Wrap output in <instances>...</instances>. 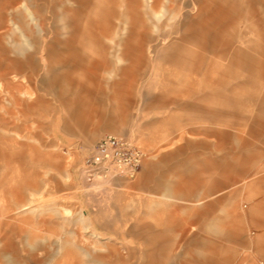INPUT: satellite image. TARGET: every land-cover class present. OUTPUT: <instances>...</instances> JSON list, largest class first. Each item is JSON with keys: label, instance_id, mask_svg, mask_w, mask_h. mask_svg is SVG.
I'll return each mask as SVG.
<instances>
[{"label": "rangeland", "instance_id": "374dc122", "mask_svg": "<svg viewBox=\"0 0 264 264\" xmlns=\"http://www.w3.org/2000/svg\"><path fill=\"white\" fill-rule=\"evenodd\" d=\"M50 1L17 0L0 28V264H264V0H178L168 23L160 7L142 56L138 23L104 52L93 2ZM108 133L146 150L136 178L84 174Z\"/></svg>", "mask_w": 264, "mask_h": 264}, {"label": "crops", "instance_id": "0c3cea01", "mask_svg": "<svg viewBox=\"0 0 264 264\" xmlns=\"http://www.w3.org/2000/svg\"><path fill=\"white\" fill-rule=\"evenodd\" d=\"M16 1L17 0H7V6H4V9L0 10V28L6 25L7 20L11 21L14 24L15 28L18 27L17 20L18 18L21 17V13L18 12L14 7V4L16 3ZM60 1L61 0H51L50 1L53 14L56 16H58L59 14L57 5ZM75 1L78 4L77 8L75 9L76 11L83 10L87 5H89L90 2H93V7L91 8V11L94 15V20H95L94 22H96V28H95L96 31H94L96 34L92 32L91 34V36L93 37L92 41L94 44H99L100 47L104 50V52L107 50L109 45L104 44V42L99 39V36H106L107 34L110 36L113 32L118 33L119 30L130 31L132 29V25H134L135 23H138L140 27L136 34L137 41L135 45L141 56H142L143 49L145 46V41L147 37V29L150 27L148 23H149V19L151 20V15L154 14L158 16V11L160 7L161 8L164 7L166 13H168V17L166 19L168 23L169 21H171V19L175 17L176 12H177L176 4L178 3V0H121V1L120 0H75ZM165 1H167V3ZM64 8H65V11H70V8L68 7H64ZM5 9L6 10L10 9L9 14H7ZM25 9L28 12H30L28 8H25ZM29 15L32 17L31 13ZM161 19H162L161 17H157L156 21L155 20L153 21H155V23H158L159 21H161ZM161 26L162 27L164 26L163 23ZM191 30H192L191 25L187 24L185 27V31H183V33L180 35V38L177 40L171 41L169 45L170 48H174V47L177 48V47L184 46V45L188 46V44H190L194 38V33ZM79 32H80V26L78 22L75 21L73 22V27L70 32V35L71 37L78 36ZM130 32L132 33L133 31H130ZM55 34H56V40L59 41L58 39V36L60 35L59 28L55 29ZM131 36H133V34L127 36L126 39L122 38L120 45L123 44L125 45V47H128L130 44ZM102 59L103 60L101 61L99 60L97 62H94L93 68L95 69H99L101 67L109 68L112 65V62L108 60V58L105 55L103 56ZM58 63L59 65H61L60 67H62L64 65H68L70 61L67 58V59H64L62 62H58ZM15 67H16V62L14 60H11L9 64H4L3 61L0 60V75L3 76V75H6L7 73L12 72ZM124 108L126 107L124 106ZM108 134H112V133H108ZM117 135H120V134H117ZM94 144H96V142ZM141 147L146 152L144 147L143 146ZM149 164L147 165L148 166L147 171L149 170ZM143 165H144V162H143ZM122 179H129V178L117 177L116 182L119 181V183L121 184L122 182H124V181H121ZM119 190H123L125 191L123 193L127 194L126 187L122 186ZM190 195L194 196V194H190ZM157 204H160V201H157ZM187 211H188L187 212L188 213L187 222H189L191 220V217H194L195 212L193 209H189ZM181 222L183 223V221ZM177 226L182 227L183 225H177Z\"/></svg>", "mask_w": 264, "mask_h": 264}, {"label": "built area", "instance_id": "2783aa9c", "mask_svg": "<svg viewBox=\"0 0 264 264\" xmlns=\"http://www.w3.org/2000/svg\"><path fill=\"white\" fill-rule=\"evenodd\" d=\"M147 153L135 139L125 135L106 134L84 154L82 168L89 180L135 178Z\"/></svg>", "mask_w": 264, "mask_h": 264}]
</instances>
